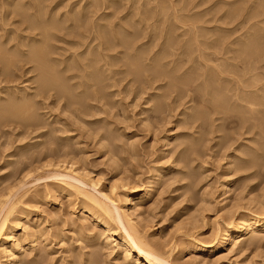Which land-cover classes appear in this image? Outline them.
Here are the masks:
<instances>
[{
    "label": "rangeland",
    "instance_id": "1",
    "mask_svg": "<svg viewBox=\"0 0 264 264\" xmlns=\"http://www.w3.org/2000/svg\"><path fill=\"white\" fill-rule=\"evenodd\" d=\"M10 1V3L14 1H18V3L21 1L29 2L33 7H40L43 12L52 16L55 15L54 12L62 15H64L63 13L67 15L71 13L70 16L74 18L77 17V14L72 8L76 9L75 7L80 6L79 8L83 9L86 3L93 0ZM226 1L224 3V0H102V5L98 10L100 13L98 12L97 15L104 13L102 21L105 25L103 26L104 31L106 27L111 32L113 30L114 34L119 36L120 41L115 37H113L115 38L113 40L112 33L109 32L108 35L106 30L105 33L109 42L107 41L108 44L101 45V50L105 49L104 51L100 50L99 55H102H90L88 50L92 52V48H89L93 45L96 48L97 45L96 41L93 42L96 33L85 31L87 34L85 35L89 37L85 39L87 46L84 44L83 47H79L82 48L81 50L75 48L78 51L74 52V60L77 62V58L82 59L79 61L80 63L68 60L67 63L64 62L65 64L56 65V69L63 72L66 70L65 75L68 73V68L69 74H71V69H73L72 73L79 72L78 76L75 74L76 76L73 79L66 81L67 85L71 87L72 93L75 92L71 97L73 99L57 95L54 91H50L44 96H36L37 103L30 112L32 114L36 113V122L34 120L31 125L29 123V125L25 124L26 121L5 119L6 122H4V119H0V202L8 197L9 192L11 199L8 204L13 203V209H11V214H9L6 221L7 229L13 240L15 234H20L27 239L32 238V230H39L38 232L43 236L40 238L41 241L39 240L41 244L39 247H42V249L37 248V251L26 250L21 254V256L25 255V259L30 260L32 258L34 263L31 261V264H132L131 262L134 260L131 256L128 260H123V249L115 245V241H109L110 243L105 241L107 232L100 223L88 216L87 210L89 208L86 206H89V204H86L83 197L81 198V196L68 190L61 183L58 184V180L46 177L47 172L42 165L46 160L44 157H47L48 152L50 153L52 150L51 147L55 148L57 146V151H51L54 158L57 155L56 158L59 157L82 166L81 168L89 172L90 177L94 180L100 176L102 181L99 180V184L102 182L101 185H104H98L101 190L108 191L109 186L114 183L117 187L127 183L126 187L133 188L135 193H138L146 186L149 196L141 205L142 209L141 206L138 209L139 214L142 215L139 217L138 223L143 217L142 222L140 221L141 224L139 223L141 234L146 240L153 243L152 246H160L161 248L157 249L155 246L154 248L161 253L164 251V255L173 264H208L206 260L205 263H199L197 259L196 261L192 258L189 251H187L189 243L199 239L204 244H213L216 224L219 226L226 222L225 219H229L226 217L227 213V216L236 219V216L238 217L241 213L249 210L252 203L249 204V193H251L252 188H255L252 191L253 193L257 192L256 186L259 182L258 193H254V195L258 196L260 194V200L255 199L263 201L261 197H264V193L261 192L264 188V100L259 99L258 104H251V102H244L248 105L242 104L243 88L236 83V80L249 81L247 77H250L248 79L254 81L257 79L256 77H259L260 79L258 78L256 81V87H260L259 93L263 90L262 93L264 94V56L260 55V58L258 57L261 61H258V58L255 60L258 67L255 66L254 61L251 62L252 66L245 64L246 67L248 66L251 69L248 72L245 67L243 70L242 63H239L237 57H235L234 48H238L239 41L241 44L244 40L247 41L249 38L255 37L254 35H257V37L264 36V20H260L264 19V14H262V18L259 17L260 15L255 16L256 14H254L255 4L259 0H255V2L252 0L254 3L251 0ZM245 1H248V4H243ZM4 2L5 0H0V13H2L0 16H3V12L8 16L4 20L3 17H0L2 19L0 23L4 21V24L2 22L0 25L6 26L4 29H16V32L19 29L21 31L24 25L19 24L21 22L18 23L19 16L13 14L14 12L11 13L12 7L11 9L7 7L8 10L5 11ZM240 2H243L241 3L243 6L240 5ZM231 3H237L240 6L234 5L238 6L235 11L232 9L234 6L231 7ZM251 4L255 6L251 7ZM249 7L252 9L251 13L253 14L250 13ZM69 9L72 10L69 11ZM82 9H80L82 13H87L92 10V7L86 8V10L85 8ZM229 9L232 10V14L229 13ZM27 11L31 12L33 10ZM234 11L235 13L238 11L239 15L238 13L235 15ZM79 13L81 12L79 11ZM225 14H228V16ZM97 15H94V18L90 16L91 21L88 18L87 21L96 24ZM251 15L253 18H251ZM233 16L237 18L236 21L235 19L234 21L229 19ZM243 17L246 20L249 17L250 20L242 21ZM259 20L262 23H258L257 29L255 27L256 23L254 26L249 27L254 21L259 22ZM87 21L86 23H88ZM58 22L64 27L70 23L62 20ZM107 24L111 26L109 27ZM259 24L263 25V28ZM251 31L254 32V34L252 32L253 35ZM219 34L222 37L225 36L223 46L226 47V50L223 48L217 49L216 47H214L215 50L210 49L213 48L212 41ZM69 35L67 34L71 38L65 35L64 37L73 40V36ZM129 38L131 43L126 42V44L125 41ZM121 41L125 45H122ZM61 42L55 41V45H66ZM128 45H130V48ZM204 45L211 47L206 48ZM105 46L110 47V49L107 47L106 49ZM65 47L67 48V46ZM84 47L86 52L81 55V52L85 51ZM197 47L203 51L201 58L197 57ZM75 49L72 50L75 51ZM67 51L64 52L66 57L71 54L70 52H73L69 49ZM76 54L79 56H76ZM113 54L117 56H113ZM92 55L97 59L93 58ZM92 58L95 59V63L96 60L98 62L96 65L94 63V67L92 66L94 69L91 67L89 70H92L93 75L98 73L101 76H97V74V77L90 76L89 78L87 75L83 76V70L80 69L85 68L82 61L88 62ZM103 60L106 61L103 62ZM134 62H136L135 65ZM22 63L21 69L17 73L19 77L16 78V82L15 79L11 83L5 82L4 78L2 80L0 78L1 97L11 95L3 93L5 85L16 87L15 89L10 88V92L13 93L20 91L18 94H24L22 89H26L27 86V92L33 93L35 91L34 88L37 86L39 79L38 65L37 63L36 65ZM103 63L104 65H102ZM236 64L238 65L236 67L237 71L234 70ZM29 66L34 68H28ZM230 66L234 68V73L231 72L233 74L227 71ZM139 67V72L134 70L139 69ZM217 68L224 69V71L227 69V74L223 70V74L217 72ZM240 70L241 72H238ZM242 70L248 76H244V73L241 74ZM234 74H237L235 75L237 79L233 77ZM252 88L247 90H255V88ZM2 93L3 95H1ZM86 93H90V95L85 96ZM82 94H84L83 97L80 96ZM237 94L240 96L238 95V97ZM74 95L77 96L79 103ZM194 112H201V114L204 112L205 116L203 114V116L196 117L193 115ZM58 148L61 151L58 152ZM62 149L67 150L68 153ZM61 152L66 154H61ZM245 154L248 157V160L245 159L248 164L242 162L243 165H241L238 161H242L246 157ZM164 157L165 159H163ZM236 157H239V159H236ZM244 163L247 164L246 166H250L248 168L245 166L246 169ZM228 164L232 169L226 166ZM37 167H40V169ZM163 169L166 172L159 177L161 179L164 176L167 177L162 179L164 181L161 185L160 181L162 182V180L156 177V173ZM155 170L156 173H154ZM185 172L194 175L190 178L191 175L187 173V177L189 176L190 179H184L186 177ZM203 172L205 173L202 174ZM183 173H185L184 176L181 175ZM225 175L230 176L227 178ZM246 175H248V178ZM242 176L243 178L240 179ZM244 178L247 180H244ZM26 179L28 183L32 182L29 183L31 186L27 183V187L21 189ZM236 179L241 180V182L239 180L237 182ZM35 180L36 182H34ZM226 180L230 184V189L233 190V192L227 193V196L224 194ZM122 181L123 183H121ZM153 181H155V184H153ZM246 183H248L245 185L247 190L244 186ZM238 184H241V186ZM242 187L244 191H242ZM18 189L20 190L18 191ZM205 190H212V194L208 195L209 191L205 193ZM117 191L119 197L122 198L121 192H123V189L119 188ZM201 192L205 193L203 194L204 197L208 195V198H205L206 200L213 199L210 200L212 204L210 201L209 204L206 203V200V202L203 201L204 198L202 199ZM189 195L190 201L188 200ZM251 195L253 196V194ZM238 196L243 198H240L242 200L240 204L242 205L239 204V199L237 201V204L243 210L239 207L235 208L237 206L235 200ZM233 200L234 203H232ZM201 201L207 205L204 203L202 205ZM255 203L259 205L258 202ZM229 206H232L230 209L235 210V213L228 212ZM247 206L248 208H246ZM201 207H205L203 213ZM210 207L211 209H209ZM253 207L251 208H257ZM195 209L200 211L196 212ZM111 227L115 233H120L115 225H111ZM85 236L94 237L95 239L86 240ZM247 236L248 234L244 239ZM254 236L256 238H249L244 244L241 243L244 240L243 236H238V238H241L236 239L235 242L230 241L231 244L228 243L216 248L212 252V258L210 257L212 260L210 258L207 260L214 264H264V231L257 235L254 234ZM209 238L211 240H208ZM96 239L97 241H95ZM204 239L206 241H203ZM242 244L243 246L246 244L245 247ZM34 256L37 257L38 261ZM3 258L0 255V264H8ZM213 259L215 262L218 261L215 263Z\"/></svg>",
    "mask_w": 264,
    "mask_h": 264
},
{
    "label": "bare ground",
    "instance_id": "2",
    "mask_svg": "<svg viewBox=\"0 0 264 264\" xmlns=\"http://www.w3.org/2000/svg\"><path fill=\"white\" fill-rule=\"evenodd\" d=\"M91 1V0H90ZM205 1V0H204ZM232 1V0H231ZM230 1V2H231ZM234 1V0H233ZM237 1V0H236ZM235 1V2H236ZM242 1V0H241ZM252 1V0H251ZM11 1L10 0H5V2H4V6L6 7H4V10L5 11H7L8 9H7V7H9L10 9H11V7H12V9L10 10L11 11V13H13V14H15V15H18L19 16V18L20 19H18V23L19 22H21V23H19V24H22V26H23V28H21V31L18 29V32L20 31V32H22V33H18V32H16L17 30L16 29H4L6 26H2V25H0V78H1V80L3 79L5 82H13L14 81V79H15V82H16V80L18 79L17 77H19L18 76V70L19 69H21V65L23 64L22 62H25V63H29V64H35L36 65V63H37V65H38V69L37 70H39V74H38V76H39V79H38V81H37V86L34 88L35 89V91H33V93H29V92H27V87H26V89L24 88V89H22L23 90V92H24V94H18L20 91H16V92H18V93H13V92H10L11 90H10V88H16V87H14L13 85L12 86H4V91H3V93L5 94V93H9V94H11V95H9V97H8V95H7V97L5 96V97H1L0 96V119H4V122H6V120L5 119H7V120H18V121H23V122H27V123H25V124H30L31 125V123H33L34 122V120H35V122H36V113H34V114H32V113H30L31 111H32V108H33V106H34V108H35V104L37 103L36 102V96H38V97H40V96H44L45 94H47V93H50V91H54V93L55 94H57V95H61L62 97L63 96H65V97H69V98H71L72 96H73V93H75V92H73L72 93V89H71V87H69V85H67V83H66V81L67 80H70V79H73L76 75L75 74H77V76H78V73H72V70L73 69H71L70 71H71V74H69V66L67 67L68 69H67V71H68V73L65 75V71L66 70H64V72L63 71H60V69H56V65H58V64H63L64 62H66V61H68V60H71L70 62H73V61H75L74 59H75V53L74 52H77L76 51V49H78L79 47H83L84 46V44H85V39H87V38H89V37H87L86 35V33H85V31L86 32H89V31H91V32H93L95 35V37L93 38V39H95V40H93V42H95L96 41V48L94 47V45L92 46V47H90L89 49H91L92 48V52H90L89 50H88V54H96V56L97 55H99V53L101 52V51H104V50H101V45L103 46V44L105 45L106 43L108 44V42H109V39L107 40V35H106V33H105V31L107 30V27H106V30L104 31V27L103 26H105V25H103L104 23H102V21H103V18H104V13H101V14H99V15H97L98 14V10H99V8L101 7V5H102V0H93V1H91V2H88V3H86L85 5H84V7H83V9L82 8H79L78 6V8L77 7H75L76 9H74V8H72L74 11H75V13L77 14V17H74L73 18V16L71 17L70 16V14L71 13H69L68 15L67 14H65V13H63L64 15H62L61 13L59 14V13H55L54 12V16H52V15H50V14H47V13H45V12H43L42 10H41V8L40 7H33L29 2H25V1H19L20 3H18V1H14L13 3H10ZM65 2V1H64ZM68 2V1H67ZM226 2H228V0L226 1ZM235 2H233V3H235ZM238 2V1H237ZM244 2V1H243ZM243 2H240V5H241V3H243ZM248 2V1H247ZM246 1H245V3H243V4H248ZM253 2V1H252ZM254 2H255V0H254ZM253 2V3H254ZM216 3V2H215ZM224 3H225V0H224ZM233 3H231V7H233L234 5H238L237 3L236 4H233ZM63 5V4H62ZM73 5V4H72ZM113 5V4H112ZM216 5L218 6V4L216 3ZM226 5L227 6H229L227 3H226ZM240 5H238V6H240ZM256 8L254 9V14H256L255 16H258V15H260L259 17H261L262 18V14H264V0H259V2H256ZM255 5H253L252 6V4H251V7H254ZM238 6H234V8H232V9H234L235 11H236V7L238 8ZM241 6H243V5H241ZM247 6V5H246ZM43 7V6H42ZM92 7V10H88L89 12H85V13H82V11L80 10V9H82V10H84V8H85V10H86V8L88 9V8H91ZM230 7V6H229ZM245 7V6H244ZM240 8V7H239ZM7 9V10H6ZM72 9H69V11L70 10H72ZM249 9H250V7H249ZM27 10H33V11H31V12H29V11H27ZM52 10V9H51ZM150 10V9H149ZM251 11H250V13L252 12V9H250ZM68 11V12H69ZM73 11V12H74ZM79 11L81 12V13H79ZM110 11V10H109ZM229 11H230V9H229ZM228 11V12H229ZM232 11V10H231ZM231 11L229 12V13H231ZM235 11H234V14L236 15V13H238V15H239V12L237 11L236 13H235ZM246 11V10H245ZM68 12H66V13H68ZM247 12V11H246ZM249 12V11H248ZM100 13V12H99ZM2 13H0V15H1ZM52 14V13H51ZM80 14V15H79ZM232 14V13H231ZM251 14H253V13H251ZM97 15V17H96V19H97V23L96 24H94V23H89V21H87L88 19H89V17L90 16H93V18L95 17V16ZM106 15V14H105ZM109 15V14H108ZM226 16H228V14H225ZM224 15V16H225ZM8 16V14L6 15L5 14V12H3V20L4 19H6V17ZM107 16V15H106ZM252 16V15H251ZM254 16V17H255ZM1 17V16H0ZM1 17V18H2ZM16 17V16H15ZM222 17V16H221ZM88 18V19H87ZM91 18V17H90ZM223 18V17H222ZM251 18H253V16L251 17ZM8 19V18H7ZM229 19H232L233 21H234V19H235V21L237 20V18H235L234 16H233V18L231 17V18H229ZM238 19L239 20H241L240 19V17H238ZM2 19H0V21H1ZM60 20H62V21H64V22H70L69 23V25L68 26H62V25H60V23H59V25H57L58 23H57V21H60ZM90 20V19H89ZM95 20V19H94ZM244 20H246V19H244V17H243V19H242V21H244ZM248 21L250 20L249 19V17H248V19H247ZM246 20V21H247ZM261 21H263L264 19L262 18V19H260ZM259 20V22H253L249 27H251V26H254L255 25V23H256V29H257V26H258V23H260L261 21ZM8 21V20H7ZM17 21V20H16ZM86 21L88 22V23H86ZM91 21V20H90ZM229 21V20H228ZM257 21V20H256ZM3 22V24H4V21H2ZM2 22L0 23V24H2ZM64 22H63V24H64ZM94 22V21H93ZM241 22V21H240ZM239 22V23H240ZM245 23H247V22H245ZM262 23V22H261ZM242 24H244V23H242ZM263 24H264V22H263ZM260 26H262V28H263V25H261V24H259ZM13 26V25H12ZM21 26V25H20ZM107 26H109L108 24H107ZM111 26V25H110ZM109 26V27H110ZM15 27V26H14ZM248 27V28H249ZM17 28V27H16ZM20 28V27H19ZM112 28V27H111ZM261 28V27H260ZM109 29V28H108ZM250 29V28H249ZM259 29V28H258ZM261 30V29H260ZM248 31H250V30H248ZM109 32H111V30L109 31V30H107V33H108V35H109ZM246 32V31H245ZM252 32L253 31H251V34H252ZM23 33H26V34H23ZM61 33H63V35H61L60 36V34ZM112 34H111V36H112V39L114 40L115 38L118 40L119 39V41H120V38H119V36L117 35H115L114 34V32H113V30H112V32H111ZM246 33H248V32H246ZM264 33V32H263ZM67 34H70V35H72L73 36V40H68V38H71V37H68L67 36ZM86 34V35H85ZM217 34V33H216ZM244 34V33H243ZM253 34H254V32H253ZM252 34V35H253ZM64 35L65 36H67L68 38H66V37H64ZM69 35V36H70ZM225 35V34H224ZM247 35V34H246ZM260 35V34H259ZM258 35V36H259ZM262 35V34H261ZM264 35V34H263ZM111 36H110V38H111ZM129 36H131V35H129ZM215 36V35H214ZM249 36V35H248ZM255 37H253V38H249L247 41H243L241 44H240V41H239V44H238V48H234L235 50H234V55L236 54V56L235 57H237V59H238V61H239V63H242V66H243V70L245 69V70H247L248 72H250L251 71V69L247 66H245V64L246 65H251V62H255V60L261 55V56H264V36L263 37H257V35H254ZM113 37H115V38H113ZM224 37L225 36H223L222 37V35L221 34H219L218 35V37L217 38H215L214 39V41H212V46H213V48H210V49H218V48H223L224 50H226V47H224L223 46V40H224ZM246 37V36H245ZM126 38V37H125ZM111 39V40H112ZM81 40H84L83 42L81 41ZM122 40V39H121ZM125 40V39H124ZM124 40H123V42H124ZM129 40H130V38L128 39V40H126L125 41V43L126 42H129ZM205 40V39H204ZM241 40V39H240ZM55 41H62L61 43H65L66 45L65 46H67V48L65 47V46H56L55 45ZM98 41V42H97ZM108 41V42H107ZM116 41V40H115ZM90 42V41H89ZM116 42H118V41H116ZM122 41H121V44L123 43ZM207 42H209V41H207ZM214 42V43H213ZM118 43H120V42H118ZM129 43H131V42H129ZM128 43V44H129ZM134 43V42H133ZM87 44V43H86ZM85 44V45H86ZM89 44V43H88ZM120 44V45H121ZM127 44V43H126ZM203 44V43H202ZM205 44H206V42H205ZM91 45V44H90ZM122 45H125V44H122ZM131 45V44H130ZM130 45H128L129 46V48H130ZM208 45V44H207ZM236 45V44H235ZM87 46V45H86ZM114 46V45H113ZM128 46H126V47H128ZM199 46V45H198ZM206 45H204V47H205ZM95 49H94V48ZM101 47V48H100ZM107 46H105V48H106ZM209 47H211V46H209ZM208 46H206V48H209ZM214 47H216V48H214ZM76 48V49H75ZM107 48H109L110 49V47H107ZM106 48V49H107ZM129 48H127V49H129ZM131 48H132V46H131ZM162 48V47H161ZM67 49H69L70 51H73V52H70L71 54L69 55V56H65L64 54V52H66L67 51ZM72 49H75V51L74 50H72ZM80 49V48H79ZM82 49V48H81ZM80 49V50H81ZM84 49H85V47H84ZM115 49V48H114ZM197 49V52H198V58H201L202 57V52L203 51H201L200 50V48L199 47H197L196 48ZM209 49V50H210ZM222 49V50H223ZM101 50V51H100ZM216 51H218V50H216ZM215 51V52H216ZM68 52V51H67ZM81 52V51H80ZM83 52H86V49H85V51H82L81 52V55L82 54H84ZM121 53V52H120ZM202 53V54H201ZM219 53H221V52H219ZM228 53V52H227ZM80 54V53H79ZM130 54V53H129ZM223 54H225V53H223ZM80 55V56H81ZM100 55H102V54H100ZM99 55V56H100ZM106 55V54H105ZM114 55H116V54H113V56ZM132 55H133V53H132ZM206 55H209V54H206ZM76 56H79L78 54H76ZM93 56V58L95 57L94 55H92ZM117 56V55H116ZM192 56V55H191ZM82 57H84V56H82ZM90 57V56H89ZM106 57V56H105ZM207 57V56H206ZM89 59L88 60V62L86 61V62H84V61H82L83 62V66L85 67V68H83V69H80V70H83V76H89V78H90V76H96L95 74L93 75L92 73L93 72H91L90 70H89V68H91L92 66L94 67L96 64H97V60H96V63H95V59ZM96 58V57H95ZM99 58V57H98ZM128 58V57H127ZM156 58H158L157 56H156ZM190 58V57H189ZM208 58V57H207ZM226 58V57H225ZM260 58V57H259ZM259 58H258V61H261V60H259ZM263 58V57H262ZM97 59V58H96ZM103 59V58H102ZM133 59V58H132ZM234 59V58H233ZM77 60V62L76 63H78L79 61H81L82 59H79V58H77L76 59ZM86 60V59H85ZM101 60V59H100ZM108 60H109V58H108ZM130 60V59H129ZM137 60V59H136ZM153 60V59H152ZM196 60V59H195ZM223 60H224V58H223ZM226 60H227V58H226ZM263 60V59H262ZM102 61V60H101ZM101 61L99 62L100 64H101ZM106 60H103V62H105ZM110 61V60H109ZM134 61H135V59H134ZM138 61V60H137ZM156 61H158V60H156ZM235 61H236V59H235ZM34 62V63H33ZM129 62V61H128ZM133 62V61H132ZM22 63V64H21ZM67 63V62H66ZM80 63V62H79ZM94 63H95V65H94ZM135 63L136 62H134L133 64L135 65ZM155 63V62H154ZM160 63V62H159ZM224 63V62H223ZM237 64H238V62H236ZM65 64V63H64ZM69 64V63H68ZM75 64V63H74ZM132 64V63H131ZM149 64V63H148ZM158 64V63H157ZM157 64H155V65H157ZM176 64V63H175ZM229 64H231V63H229ZM235 64V63H234ZM236 64V66H235V69L234 68H232L231 66L229 67L230 69H228V67H227V69H225V71H224V69H222L224 72H226V74H227V71L228 72H233L234 73V70H236V67L238 66ZM244 64V65H243ZM253 64V63H252ZM255 64V66H257L258 67V63H254ZM253 64V65H254ZM24 65V64H23ZM71 65H72V63H71ZM77 65V64H76ZM79 65V64H78ZM102 65H104V63L102 64ZM101 65V66H102ZM140 65V64H139ZM142 65V64H141ZM224 65V64H223ZM232 65V64H231ZM82 66V67H83ZM99 66V65H98ZM130 66V65H129ZM131 66H133V65H131ZM233 66V65H232ZM242 66H241V69H242ZM252 66V65H251ZM23 67V66H22ZM33 67V66H32ZM32 67H28V68H32ZM37 67V66H36ZM59 67V66H58ZM92 67V68H93ZM134 67V66H133ZM136 67L138 68V66L136 65ZM217 67V66H216ZM245 67V68H244ZM34 68V67H33ZM75 68V67H74ZM96 68H97V66H96ZM99 68V67H98ZM143 68V67H142ZM252 68V67H251ZM64 69H65V65H64ZM94 69V68H93ZM234 69V70H233ZM253 69H254V66H253ZM252 69V70H253ZM258 69V68H257ZM134 70H136V71H138L139 72V70H140V67H139V69H134ZM143 70V69H142ZM171 70V69H170ZM217 72H219V73H221V74H223L224 72L221 70V69H218L217 68ZM227 70V71H226ZM242 70V71H243ZM74 71H76L75 69H74ZM98 71H99V69H98ZM97 71V72H98ZM167 71V70H166ZM172 71V70H171ZM237 71V70H236ZM81 72V71H80ZM94 72H96L95 70H94ZM102 72H103V70H102ZM137 72V73H138ZM168 72H169V70H168ZM216 72V73H217ZM223 72V73H222ZM238 72H241V70L240 71H238ZM247 72V73H248ZM64 73V74H63ZM82 73V72H81ZM80 73V74H81ZM166 73V72H165ZM174 73V72H173ZM218 73V74H219ZM233 73H231V74H233ZM244 73V71L241 73V74H243ZM141 74V73H140ZM245 75L244 76H248V74L246 75V72L244 73ZM250 74V73H249ZM100 74H98L97 76H99ZM235 75H237V74H234L233 75V77L234 78H236L235 77ZM256 75V74H255ZM257 75H258V73H257ZM96 76V77H97ZM101 76V75H100ZM172 76V75H171ZM238 76H240V75H238ZM243 76V75H242ZM243 76V77H244ZM250 76V75H249ZM93 77H91V78H93ZM104 77V76H103ZM102 77V78H103ZM170 77V76H169ZM186 77H187V74H186ZM252 77V76H251ZM264 77V76H263ZM17 78V79H16ZM77 78V77H76ZM80 78V77H79ZM84 78V77H83ZM100 78V77H99ZM171 78V77H170ZM188 78V77H187ZM240 78H242L241 76H240ZM245 78V77H244ZM243 78V79H244ZM248 78H250V77H247V80H249V81H246V80H242V79H238V80H236V83H238V84H240L241 85V87L243 88V90H242V92H243V95L241 96V101L243 102H241L242 104H244V102H251V104H253V103H257L258 102V100L259 99H262V100H264V94L262 93L263 92V90H261L262 92H260L259 93V89H261L260 87H256V81L258 80V78L259 77H256L257 79H255L254 77H253V79H255L254 81H252V80H250V79H248ZM86 79V78H85ZM174 79V78H173ZM185 79V78H184ZM227 79H228V77H227ZM260 79V78H259ZM77 80V79H76ZM1 82V81H0ZM15 82H14V84H15ZM36 82V81H35ZM71 82V81H70ZM82 82V81H81ZM85 82V81H84ZM24 83V82H23ZM75 83V82H74ZM185 83V82H184ZM184 83H183V85H184ZM17 84V83H16ZM72 84V83H71ZM70 84V85H71ZM76 84H78V83H76ZM81 83L79 82V85H80ZM235 84V83H234ZM172 85V84H171ZM260 85V84H259ZM73 86V85H72ZM75 86V85H74ZM172 86H174V85H172ZM177 86V85H176ZM17 87H18V85H17ZM79 87V86H78ZM77 87V88H78ZM240 87V88H241ZM255 88V90H247V89H249V88ZM33 88V87H32ZM93 88V87H92ZM91 88V89H92ZM172 88V87H171ZM252 88V89H253ZM263 88H264V86H263ZM28 89H30V88H28ZM33 89V90H34ZM178 89V88H177ZM94 90V89H93ZM96 90V89H95ZM83 91H87V90H83ZM80 92V91H79ZM89 92H90V90H89ZM92 92V91H91ZM236 92V91H235ZM240 92V91H239ZM3 93L1 94V95H3ZM77 93H78V91H77ZM83 93V92H82ZM93 93V92H92ZM262 93V94H261ZM81 94V93H80ZM261 94V95H260ZM83 95L84 94H82V95H80V96H82L83 97ZM87 95H90V93H86V95L85 96H87ZM221 95V94H220ZM239 94H237V96H238ZM49 96V95H48ZM74 96H76V95H74ZM212 96V95H211ZM240 96V95H239ZM238 96V97H239ZM90 97V96H89ZM92 97V96H91ZM213 97V96H212ZM215 97V96H214ZM67 98H66V100H67ZM68 98V99H69ZM76 99H77V101H78V98H77V96L75 97ZM74 98V99H75ZM79 98H81V97H79ZM73 98H71V100H72ZM85 99V98H84ZM83 99V100H84ZM70 100V101H71ZM82 100V99H81ZM82 100V101H83ZM216 100V99H215ZM240 100V99H239ZM253 101V102H252ZM256 101V102H255ZM72 102V101H71ZM78 103H79V101H78ZM84 103V102H83ZM239 103H240V101H239ZM258 104V103H257ZM244 105H248V104H244ZM255 105V104H254ZM261 105H262V102H261ZM240 106V105H239ZM250 106V105H249ZM246 107H248V106H246ZM245 107V108H246ZM33 108V109H34ZM250 108H252V107H250ZM249 110V109H248ZM81 111V110H80ZM226 111V110H225ZM251 111V110H250ZM35 112V111H34ZM227 112V111H226ZM256 112V111H255ZM203 114H204V112H202ZM249 113V112H248ZM254 113V112H253ZM262 113V112H261ZM260 113V114H261ZM203 114H201V112H194V116H196V117H198V116H203ZM249 115H250V113H249ZM204 116H205V114H204ZM244 116V115H243ZM257 117V116H256ZM38 118V117H37ZM240 119V118H239ZM38 120V119H37ZM246 120V119H245ZM256 121V120H255ZM239 122H241V121H239ZM28 124V125H29ZM27 125V126H28ZM39 126V125H38ZM36 127V126H35ZM29 128V127H28ZM172 141V140H171ZM31 144V143H30ZM169 144H170V142H169ZM32 146V145H31ZM50 146V145H49ZM52 146V145H51ZM50 146V147H51ZM167 147V146H166ZM168 147H169V145H168ZM168 147H167V149H168ZM16 148V147H15ZM18 148V147H17ZM49 148V147H48ZM52 148V152H55V151H57V146H55V148H53V147H51ZM61 148V147H60ZM64 148V147H63ZM67 148V147H66ZM162 148V147H161ZM165 148V147H164ZM29 149V148H28ZM30 149H31V147H30ZM166 149V148H165ZM166 149V150H167ZM50 150H48V151H50ZM62 150H64V149H62ZM161 150V149H160ZM20 151V150H19ZM19 151H17V152H19ZM50 151V153L48 152V154H51V155H49L48 156V154H47V157H44L46 160H44L45 161V163L42 165V167L44 166L45 167V171L47 172V176L46 177H52V179H55L56 181L58 180V184L59 183H61L62 185H64L65 187H67L68 188V190H70V191H72V192H74V193H76L77 195H79V196H81V198L83 197V199H84V201H86V204L88 203L89 204V206H86V207H88L86 210H87V212H88V216H90V217H92L94 220H96V222H98V223H100L103 227H104V229H105V231L107 232V235L104 237L105 238V241L107 242H109V241H115V245H117V246H120L122 249H123V252H124V259L123 260H128V258L131 256L132 258V260L134 261V263H133V261L131 262L132 264H173V262L171 263V262H169L170 260H168V257L167 256H165L164 254V251L161 253L160 251H158L157 249L160 247H156V245H154L156 248H154V246H152L153 245V243H151V242H149L148 240H146L144 237H143V235L141 234V231H140V221L142 220V218H141V220L139 221V223H138V220H139V217L140 216H142L141 215V213L139 214V212H138V209H139V207L141 206V205H143V203H144V201H145V199L149 196V194H148V189L146 188V186L145 187H143L142 189H141V191L140 192H138V193H135V190L133 189V188H129V187H126V185H128L127 183H126V185L125 184H122L121 186H119V187H117V185L114 183V184H112L111 186H109V189H108V191L106 190H101L99 187H98V185L100 186L101 185V183L102 182H100V184H99V180H101L100 179V176H99V178H95V180L94 179H92L91 177H90V174H89V172H87V171H85L83 168H81L82 166H78L76 163H72V162H69V161H67V160H64V159H60L59 157L58 158H56V156H55V158L52 156L53 155V153ZM59 151H61V150H59V148H58V152ZM65 152H67L68 153V151L67 150H64ZM16 152V153H17ZM40 152V151H39ZM43 152V151H42ZM63 152V151H62ZM61 152V154H66L65 152L64 153H62ZM21 153V152H20ZM22 153H23V151H22ZM46 153V152H45ZM17 154H19V153H17ZM27 154V153H26ZM34 154V153H33ZM39 154H41V153H39ZM55 154V153H54ZM58 154V153H57ZM164 154H165V152H164ZM46 155V154H45ZM163 155V154H162ZM162 155H161V157H162ZM165 156V155H164ZM245 156H246V154H245ZM244 156V157H245ZM14 157V156H13ZM165 157H167V156H165ZM165 157L163 158V159H165ZM231 157V156H230ZM229 157V158H230ZM243 157V156H242ZM243 157V158H244ZM258 157H259V155H258ZM29 158V157H28ZM160 158V157H159ZM247 158V160H248V157L246 156L242 161H238L241 165H243L242 164V162H246L247 164H248V161L247 160H245ZM260 158V157H259ZM36 159V158H35ZM236 159H239V157L237 158L236 157ZM262 159H263V157H262ZM262 159H260V160H262ZM161 160H162V158H161ZM167 160V159H166ZM233 160V159H232ZM234 160H235V158H234ZM250 160V159H249ZM264 160V159H263ZM262 160V161H263ZM42 161V160H41ZM158 161H160V160H158ZM177 161V160H176ZM227 161V160H226ZM23 162V161H22ZM43 162V161H42ZM161 162V161H160ZM160 162H158V163H160ZM264 162V161H263ZM157 163V164H158ZM231 163H232V161H231ZM230 163V164H231ZM236 164H237V162H236ZM245 164V163H244ZM247 164H245L244 165V167L247 165ZM240 165V166H241ZM39 166V165H38ZM155 166H157V165H155ZM202 166V165H201ZM226 166H229L230 167V165L228 164V165H226ZM226 166H225V168H226ZM250 165H248V166H246L247 168L249 167ZM253 166V165H252ZM251 166V167H252ZM18 167V166H17ZM41 167V166H40ZM40 167H37V168H39L40 169ZM41 167V168H42ZM245 167V168H246ZM36 168V167H35ZM231 168V167H230ZM235 168H236V166H235ZM243 168V167H242ZM244 168V169H245ZM246 168V169H247ZM39 169H38V171H39ZM155 169V168H154ZM157 169V168H156ZM170 169V168H169ZM199 169H201V168H199ZM227 169V168H226ZM229 169V168H228ZM232 169V168H231ZM42 170V169H41ZM170 171H171V169H170ZM229 171V170H228ZM227 171V172H228ZM157 171L155 170V172L154 173H156ZM164 172H166L164 169L163 170H160V171H158L157 173H156V177L158 178L162 173H164ZM173 172V171H172ZM179 172V171H178ZM184 172V171H183ZM42 173V172H41ZM186 173V177L184 178V179H186V178H188L187 177V173H188V175H191L192 173H189V172H185ZM185 173H183V174H181L182 176H184V174ZM205 172H203L202 174H204ZM207 173V172H206ZM166 174V173H165ZM202 174H200V175H202ZM231 174V173H230ZM28 175V177H30L29 176V174H27ZM38 176H39V174H37ZM178 175V174H177ZM194 175V174H193ZM193 175H191L190 176V178L191 177H193ZM252 175V174H251ZM164 176V175H163ZM226 176V175H225ZM230 175H227L226 177L228 178ZM232 176V175H231ZM247 176V178H248V175H246ZM28 177H27V179H28ZM40 177V176H39ZM44 177V176H43ZM155 177V176H154ZM155 177V178H156ZM162 177V176H161ZM165 177H167V176H164V178L162 177V179H166ZM173 177V176H172ZM250 177V176H249ZM160 178V177H159ZM190 178H188V179H190ZM198 178V177H197ZM243 178V176L240 178V179H242ZM246 178V177H245ZM244 178V180H247V179H245ZM26 179V181L22 184V187H21V189H24L25 187H27L26 186V184L28 183V180ZM161 179V178H160ZM161 179V180H162ZM179 179V178H178ZM250 179V178H249ZM39 180V179H38ZM152 180V179H151ZM155 180V179H154ZM198 180H200V179H198ZM224 180H225V178H224ZM239 180V179H238ZM238 180L236 179V181L238 182ZM102 181V180H101ZM150 181V180H149ZM160 181V180H159ZM163 181L164 180H162V182L160 181V184L162 183L163 184ZM182 181H184V180H182ZM240 182H241V180H239ZM251 181H253V180H251ZM34 182H36V180L34 181ZM125 182V181H124ZM127 182V181H126ZM155 181H153V184H155L154 183ZM156 182H158V181H156ZM239 182V183H240ZM244 182V181H243ZM243 182H242V184H243ZM246 182V181H245ZM244 182V183H245ZM248 183H249V181H247ZM257 182V181H256ZM259 182V181H258ZM257 182V183H258ZM29 183H32V182H29ZM28 183V184H29ZM56 183V184H57ZM121 183H123V181L121 182ZM120 183V184H121ZM131 183V182H130ZM129 183V184H130ZM149 183V182H148ZM225 183H226V185H225V191H224V194H226V196H227V193L229 194V192L231 193V192H233V190L232 189H230V184H229V182L226 180L225 181ZM235 183V182H234ZM248 183H246V184H244V186L245 185H247ZM262 183V182H261ZM60 184V185H61ZM150 184H151V182H150ZM161 184V185H162ZM233 184V183H232ZM236 184V183H235ZM255 184V183H254ZM259 184H260V182H259ZM258 184V185H259ZM30 185V184H29ZM146 185V184H145ZM148 185V184H147ZM238 185H240L241 186V184H238ZM252 185V184H251ZM256 186V191L257 192H254V193H258V190H259V186ZM31 186V185H30ZM101 186H104L103 184L101 185ZM160 186V185H159ZM182 186V185H181ZM189 186V185H188ZM197 186V185H196ZM224 186V185H223ZM243 186V187H244ZM254 186V187H255ZM63 187V186H62ZM61 187V188H62ZM89 187H90V189H89ZM98 187V188H97ZM136 187V186H135ZM153 187V186H152ZM185 187V186H184ZM193 187V186H192ZM214 187V186H213ZM239 187V186H238ZM243 187H242V191H244L243 190ZM252 187V186H251ZM123 189V192H121V195H122V198L121 197H119L120 195H118L119 193H117L118 191V189ZM151 188V187H150ZM149 188V189H150ZM181 188V187H180ZM206 188V187H205ZM208 188V187H207ZM206 188V189H207ZM232 188V187H231ZM106 189V188H105ZM140 189V188H139ZM194 189V188H193ZM203 189V188H202ZM239 189V188H238ZM237 189V190H238ZM245 189L247 190V188H246V186H245ZM249 189H250V186H249ZM253 189L255 190V188H252V191H253ZM20 189H18V191H19ZM64 190V189H63ZM196 190V189H195ZM210 190V189H209ZM209 190H205V193L207 192L208 193V191ZM232 190V191H231ZM263 190H264V188H263ZM263 190H262V192L261 193H264L263 192ZM152 191V190H151ZM212 191V190H211ZM211 191H209V193H208V195L210 194H212L211 193ZM241 191V190H240ZM250 191H251V189H250ZM251 191V193H249V197H250V201H249V204H250V202H252L251 203V205H250V209L249 210H244L245 212L244 213H241L238 217L236 216V219H233V218H230L229 216H227V214H226V217H228L229 219H225V221L226 222H223V224H221V225H219L218 226V224H216L217 226H216V230H215V233L213 234L214 235V243L213 244H211V245H207V244H204L203 242H201L199 239V241L198 240H194V241H191L190 243H189V245H188V250L187 251H189V253H190V255L192 256V258L193 259H197L196 261L197 262H199V263H205V260L206 261H208L207 263L209 264V263H211V262H209V260H207L208 258H212V252L216 249V248H220L221 246H224V245H226V244H228V243H232V242H235V240L236 239H239V238H241V237H239L238 238V236H243V239H244V237L248 234V236H247V238L246 239H244L241 243H243L244 244V242L245 241H247V240H249V238L251 239V238H256V236H254V234H258V233H260V232H263L264 231V197H261V200L263 199V201H259L260 200V194H258V196L255 194L254 195V193ZM71 192V193H72ZM223 192V191H222ZM222 192H221V194H222ZM195 193V192H194ZM204 192H201V194L203 195V194H205ZM239 193V192H238ZM247 193V194H248ZM259 193H260V191H259ZM200 194V195H201ZM251 194H253V196L251 195ZM10 195V193L8 192V197H7V195H6V197L7 198H5V200L3 199L1 202H0V255L1 256H3L4 258V260H6L7 261V263L8 264H31L30 262L32 261L33 263H34V261H33V259L31 258L30 260H28V259H25L24 258V256H21V254H22V252L23 251H26V250H29V251H33V250H36L37 248H41L42 249V247H39V246H41V244L39 243L41 240H40V238L41 237H43L42 236V234L41 233H39L37 230H32V235L31 236H33L32 238H30V239H27V238H23L20 234L18 235V234H15V241L13 240V238H12V235L10 236V234H9V231H8V229H7V226H6V221H7V218L9 217V214H11V209H13V203H11L10 202V204H8L9 202V200L11 199V197L9 196ZM191 195V194H190ZM190 195H189V201H190ZM201 195V196H202ZM207 195V194H206ZM207 195V196H208ZM263 195V194H262ZM201 196H199V197H201ZM204 197V195H203V197H202V199H203V201H205L206 199L205 198H208V197ZM213 196V195H212ZM217 196V195H216ZM221 196V195H220ZM223 196V195H222ZM254 198H252V197ZM257 196V197H256ZM264 196V195H263ZM192 197V196H191ZM211 197V196H210ZM239 197V196H238ZM238 197H236V200H235V204L237 205L235 208H237V207H239L240 209H242L240 206H239V204L241 203V201L242 200H240V198H241V196L238 198ZM249 197H247V198H249ZM150 198V197H149ZM213 198V197H212ZM259 199L258 201L256 200V199ZM200 199V198H199ZM216 199H218V198H216ZM240 201H239V200ZM241 199H243V198H241ZM210 200H213V199H209V201ZM252 200H254V201H252ZM207 201V202H206ZM205 202L207 203V204H209L208 202V200H206ZM216 201V200H215ZM223 201V200H222ZM221 201V202H222ZM237 201H239V204H237L238 202ZM247 201V202H248ZM13 202V201H12ZM16 202V201H15ZM202 202V201H201ZM211 202V201H210ZM214 202V201H213ZM255 202H258L259 203V205L257 204L256 205V203ZM261 202V203H260ZM204 202H202L201 204L202 205H207L206 203H204ZM220 203V202H219ZM232 203H234V200H233V202ZM255 203V204H254ZM85 204V203H84ZM85 204V205H86ZM211 204H212V202H211ZM214 204V203H213ZM244 204V203H243ZM249 204H247L248 206H249ZM215 205V204H214ZM233 205V204H232ZM240 205H242V204H240ZM245 205V204H244ZM254 207H253V206ZM246 206V205H245ZM244 206V207H245ZM248 206L246 207V208H248ZM259 206V207H258ZM194 207V206H193ZM199 207V206H198ZM213 207H215V206H213ZM212 207V208H213ZM251 207H253V208H255V207H257V208H255V209H252ZM202 209H201V212L203 213V209L205 208V207H201ZM208 208V207H207ZM206 208V209H207ZM230 208H232V206H229V208H228V212L229 213H235V210L234 211H232V209H230ZM238 208V209H239ZM141 209H142V206H141ZM140 209V210H141ZM194 209V208H193ZM209 209H211V207L209 208ZM208 209V210H209ZM230 209V210H229ZM237 209V210H238ZM252 209V210H251ZM187 210V209H186ZM199 210V209H198ZM197 210V211H198ZM207 210V211H208ZM227 210V209H226ZM243 210V209H242ZM143 211V210H142ZM194 211H196V209L194 210ZM196 211V212H197ZM200 211V210H199ZM204 211H205V209H204ZM214 211V210H213ZM240 211V210H239ZM144 212V211H143ZM193 212V211H192ZM241 212V211H240ZM81 213V212H80ZM194 214V213H193ZM82 215H83V213H82ZM86 215V214H85ZM191 215V214H190ZM230 215H233V214H230ZM84 216V215H83ZM201 216H203V215H201ZM223 216V215H222ZM221 216V217H222ZM198 217V216H197ZM91 218V219H92ZM199 218H201V217H199ZM199 218H196V219H199ZM203 219V218H202ZM144 220V219H143ZM192 220H193V218H192ZM223 220V219H222ZM86 221V220H85ZM194 221V220H193ZM114 223V224H111V223ZM142 222V221H141ZM183 222V221H182ZM97 223V224H98ZM191 223V222H190ZM212 224V223H211ZM214 224V225H215ZM111 225H115V227L117 228V229H119L120 230V233L119 234H117V233H115V231L112 229V227H111ZM184 225V224H183ZM186 225V224H185ZM79 228V227H78ZM115 228V229H116ZM36 229V228H35ZM80 229V228H79ZM84 229V228H83ZM83 229H81V230H83ZM80 230V231H81ZM15 231V230H14ZM79 231V232H80ZM87 231V230H86ZM104 231V232H105ZM89 232V231H88ZM105 232V233H106ZM104 233V234H105ZM213 233V232H212ZM97 234V233H96ZM103 234V233H102ZM262 234V233H261ZM260 234V235H261ZM28 235V234H27ZM101 235V234H100ZM245 235V236H244ZM29 236V235H28ZM95 236V235H94ZM259 236V235H258ZM97 237V236H96ZM197 237V236H196ZM85 238H86V240H90V239H93V238H89V236H85ZM198 238V237H197ZM234 238V239H233ZM95 239V238H94ZM93 239V240H94ZM192 239V238H191ZM194 239V238H193ZM234 241H233V240ZM40 240V241H39ZM202 240V239H201ZM208 240H211L210 238L208 239ZM241 240V239H240ZM95 241H97V239L95 240ZM203 241H206L205 239L203 240ZM230 241H232V242H230ZM87 242V241H86ZM208 242V241H207ZM239 242V241H238ZM89 243V242H88ZM110 243V242H109ZM241 243H240V245H241ZM249 243V242H248ZM247 243V244H248ZM40 244V245H39ZM152 244V245H151ZM243 244H242V246H243ZM109 245V244H108ZM240 245H239V247H240ZM246 245V244H245ZM245 245L243 246V247H245ZM43 246V245H42ZM243 247H242V249H243ZM161 248V247H160ZM173 249V248H172ZM38 250V249H37ZM36 250V251H37ZM159 250H161V249H159ZM171 250V249H170ZM169 250V251H170ZM41 251V250H40ZM39 251V252H40ZM39 252H37V253H39ZM171 252V251H170ZM26 253H28V252H26ZM34 254V253H33ZM40 254V253H39ZM170 254V253H169ZM168 254V255H169ZM28 255H32V254H28ZM96 256V255H95ZM30 257V256H29ZM33 257V256H32ZM35 257V256H34ZM170 257V256H169ZM2 258V257H1ZM26 258H27V256H26ZM37 257H35V259H36ZM191 258V259H192ZM210 258V259H211ZM214 258V257H213ZM192 259V260H193ZM220 259V258H219ZM37 260V259H36ZM212 260V259H211ZM215 260H216V256H215ZM38 261V260H37ZM36 261V263H38ZM213 261H214V259H213ZM218 261V260H217ZM216 261V262H217ZM215 262V261H214ZM215 262V263H216ZM129 264V263H128ZM211 264H214V263H211Z\"/></svg>",
    "mask_w": 264,
    "mask_h": 264
}]
</instances>
